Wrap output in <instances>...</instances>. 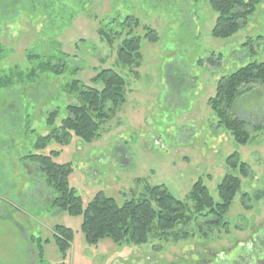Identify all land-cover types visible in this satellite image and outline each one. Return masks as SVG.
Segmentation results:
<instances>
[{"label": "rangeland", "instance_id": "1", "mask_svg": "<svg viewBox=\"0 0 264 264\" xmlns=\"http://www.w3.org/2000/svg\"><path fill=\"white\" fill-rule=\"evenodd\" d=\"M127 15L159 37L156 44L141 43L138 67L117 62L121 39L108 46L98 35L101 28L118 30L114 22ZM215 18L205 0H0V70L17 66L26 72L28 55L38 56L34 65H61L58 74H38L26 90L12 89L25 94L19 103L30 115L31 141L49 131L48 113L59 109V120L65 106L78 103L65 90L71 81L89 86L106 68L126 80V101L97 140L73 138L67 146L50 143L41 151H59L54 161L73 166L69 185L84 205L98 192L119 205L141 200L146 189L156 186L190 205L187 198L198 180L218 201L216 188L232 153L252 174L242 179L220 224L208 217L161 238L151 233L142 245L103 239L89 246L81 216L50 209L40 174L20 160L31 145L18 139L0 150V264H37L32 238L50 241L44 244L45 264H264V93L245 95L234 111L250 127L257 126L245 146L217 128L206 104L220 77L264 60V0L231 38L211 37ZM12 91H0L3 113L11 111ZM55 226L73 232L64 259L52 241ZM184 233L187 237L181 238Z\"/></svg>", "mask_w": 264, "mask_h": 264}, {"label": "trees", "instance_id": "2", "mask_svg": "<svg viewBox=\"0 0 264 264\" xmlns=\"http://www.w3.org/2000/svg\"><path fill=\"white\" fill-rule=\"evenodd\" d=\"M205 1L216 15L211 37L224 40L231 38L245 25L248 16L255 12L262 0ZM114 24L119 27L118 30L107 27L99 29L100 40L105 45L112 46L115 40L121 39L116 51L117 62L124 67H138L142 60L141 43L146 41L156 44L159 40L157 32L129 15ZM250 43L252 42L249 40L245 45ZM2 57L0 52V58ZM37 57L27 56L29 67L26 72L17 66L11 67L7 72L0 70V91L9 93L16 86L26 90L38 74L60 72V62L55 65L50 62L34 65ZM65 58L67 55L63 54V71ZM208 61L214 63L212 57ZM201 62L202 60L199 61ZM90 82L89 86H85L80 81L73 80L65 86L66 92L78 103L65 106V116L59 120V109L45 115L49 131L37 136L34 141L29 138L34 133V129L30 127V115L27 109L20 108L22 104L19 103L25 94L14 89L9 95L12 103L8 107L12 114L0 111V150H5L4 145L16 144L18 139H27L26 144L31 145V151L27 150L20 160L33 166L36 173L40 174L49 191L46 200L50 209L71 216H81V231L89 246H96L103 239H110L115 244L142 245L147 242L151 233L161 238L179 226L185 227L192 221L208 217L214 219L211 223L220 224L241 190L242 179H250L252 176L249 166L240 160L237 153H232L225 159L227 173L216 188L218 201L211 197L207 187L198 180L187 198L190 205L174 198L163 186L148 188L147 196L143 199L127 200L121 205L102 192L95 194L86 205L83 204L81 197L69 185L73 166L54 161L59 151L51 150L47 154L41 151L47 149L50 143L67 146L73 138L85 143L97 140L104 125L115 117L118 108L125 103L126 80L113 69L100 70ZM255 91L264 93V60L250 62L235 72L220 77L213 95L206 102L217 120V128L230 134L234 142L241 146L247 145L252 128L255 131L257 126L250 127L234 111L239 99ZM7 115H10L9 118H6ZM6 123L13 128L8 130L6 126L1 127ZM12 131L15 136L10 135ZM186 237L187 233H184L181 238ZM72 239V230L63 226L54 227L52 241L61 259L69 251ZM31 242L35 243L36 263L45 264L44 244L50 241L42 242L39 238H32Z\"/></svg>", "mask_w": 264, "mask_h": 264}]
</instances>
